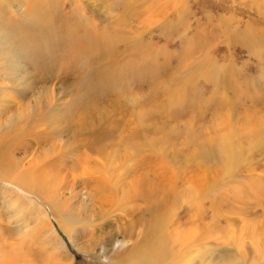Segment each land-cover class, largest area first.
I'll return each instance as SVG.
<instances>
[{"label": "rangeland", "instance_id": "1", "mask_svg": "<svg viewBox=\"0 0 264 264\" xmlns=\"http://www.w3.org/2000/svg\"><path fill=\"white\" fill-rule=\"evenodd\" d=\"M2 2L5 18L20 12L32 24L20 65L53 70L45 87L25 75L18 84L0 57V133L19 139L10 154L24 170L52 152L37 137L50 121L66 129L52 136V167L73 184L84 221L70 237L45 206L49 220L20 213L12 203L27 201L0 176V264H120L149 247L161 219L192 264H264V0H43L54 39L97 37L90 57L72 50L69 62L63 48L54 60L40 32L26 39L29 0ZM48 87L51 104L49 95L28 103Z\"/></svg>", "mask_w": 264, "mask_h": 264}, {"label": "bare ground", "instance_id": "2", "mask_svg": "<svg viewBox=\"0 0 264 264\" xmlns=\"http://www.w3.org/2000/svg\"><path fill=\"white\" fill-rule=\"evenodd\" d=\"M21 1L22 0H6V2L12 6H14L16 4L19 5V3L21 4ZM2 3H3L2 0H0V30L2 31V32H0V42H4V40H5L9 44V48L5 49V51L0 50V57L6 58L7 63H8V61H10L11 64L13 65V67L10 65L11 68H2L5 72L4 73L5 76H7L11 81H15V82L17 81L18 84H19V81H21V80L26 82L24 80V78H25L24 75L33 77L34 83H37V79L41 78L42 80H45V84L43 85L45 87L46 83L48 81L52 80L51 76H52L53 68H26V65H20L21 46L23 44L26 45L25 37L22 34V32H24L23 28H25V29L30 28L32 26V24H30L28 22L27 17L26 18L22 17L21 14H19L20 12L17 13L18 16L15 17L14 19L13 18L12 19L5 18L4 16L6 14H9L10 11H8L7 9H4L5 6H3ZM43 3H44L43 0H29L28 4H29L30 8H29L28 17L30 19L35 18L36 20H35V29L30 31V34L26 37V39L30 40L33 36L37 35V32H40L41 35L39 37H37V38H39V41H43V42L50 41L53 43L50 55L54 57L55 61H56L55 56L57 55V52L58 51H64L63 49L66 50V52L64 51V56L67 58V62L71 61L70 55H72L71 54L72 50H78L81 53H83V55L86 54L87 56L90 57V55L94 51V48H95L94 43L97 42V37L87 38V37H85L87 35L86 34L82 39H80L76 44H74L72 46L71 44H68L67 41H68L69 36L72 35L73 31L67 30L63 36H60L57 39H54L53 38V27H52L53 24H52L51 20L48 19L47 11L41 10V8L44 7ZM40 5H42L43 7H40ZM17 8H19V7H17ZM4 31L6 32V34L4 33ZM32 42H33V40H32ZM100 47H101V45H100ZM22 51H23V48H22ZM10 53L14 54L15 56L11 55ZM23 54H25V53H23ZM36 59H37V57H36ZM89 61H90V59H89ZM35 63H37V62H35ZM37 64H41V63H37ZM36 66H34V67H36ZM41 66H42V64H41ZM99 68H101V67H99ZM27 70H33V71L29 75H26ZM40 72H42L43 74L40 75ZM100 72H101V70H93L92 74H90V76L94 77V79H93L94 80V87H97V88H98L99 83L102 82V80H103V76H102L103 74L101 75ZM4 74L3 73L1 74L2 78H4ZM95 75H100V76L98 77ZM18 84L15 83L14 85L17 87H20V85H18ZM30 84L28 83V85H30ZM43 89L44 90L35 91V92H33V94L29 93V94H31V97H29V95H28V97L32 100L35 99L36 101H38L40 103L39 100L41 97L45 98V95H49L47 97L48 98V105H49L52 102V99H53L52 96H53L54 92L52 91V89L50 87H48L46 89L43 88ZM42 91H46V92L44 94L39 93ZM25 94H27V92L23 93V95H25ZM23 98H24V96H23ZM30 99H28V100H30ZM32 100L28 103L30 104L31 102H34V104H36L35 100H33V101ZM29 106H28V109H31V108H29ZM33 107L34 106H32V109L30 110V112L32 114L29 117H32V118L34 117V120H36L37 110H36V107H34V108ZM28 111L29 110H26L27 113H29ZM29 117H27V118H29ZM23 118H26V117H23ZM76 123H74V124H76ZM53 124L54 123L52 121H50L47 124V129L45 130V133L41 131L42 133L40 132L37 135L38 140H39V138H41L45 141L52 142V148H51L52 152L51 153L46 152V154L44 153V155L42 154L43 158H40V156H36L34 158H31L30 164L28 163L29 167L27 169H24V170H21V168H18L20 166L17 167V163L14 164V159H13V157H11L13 154L12 155L10 154L11 153L10 147L12 146V144L17 143L19 141V139L13 138L11 136L8 137V135L12 133V132H9V130L6 131V135L4 137L2 136L3 134L0 133L2 136V137L0 136V176H2V175L6 176L7 181L12 183V184L8 183L11 186L10 188H12L11 190L19 193L21 200L27 201L25 204L21 203L20 201L18 203L13 202L12 207L16 208V210H18L20 213H23V210H24L28 214L30 212H32V215H33V213L42 214L41 217L45 218L44 220H46V219L49 220V218H50L49 214H47L46 211H43L44 206H45V208L49 209L51 211V213L54 215V217L58 219L61 227L71 237V232H72L74 226L77 225L79 222H82L84 220H83V217L82 218L78 217V212L80 213V211H78L79 205L72 204L70 202V199H72L73 195H75L74 194L75 190H73L74 189L73 184L68 183V181L67 182L63 181V180L60 181V179H58V176H56V174H58V173H56L53 169V167L55 166L54 161L56 159H59V157L55 158L54 156H52L53 155L52 153H54L55 149H56L55 148L56 146L54 147V143H53L54 140H53L52 136L55 135V132H56V135H57L56 137H60L62 134H64L66 132V129L64 131H58V130L55 131V129L52 126ZM70 125H72V124H70ZM77 125L80 126L79 124H77ZM21 133L22 132H20V130H19L20 135H21ZM61 147H63V146H61ZM66 147L68 148V146H66ZM66 147H63V150H61L59 152L60 158L63 157V154H67V150H66L67 148ZM96 149H97L98 153H100V154L103 153L105 155V157H108L107 154L103 150H99L98 148H96ZM130 158H132V157H130ZM231 158H230V156H228L229 160ZM142 160H143V158H142ZM24 164L25 163H23V165ZM55 170H56V168H55ZM65 177L63 176V178H65ZM5 183H7V182H5ZM68 190H69L68 194L72 195L70 198L69 197L67 198L64 196V194ZM66 196H68V195H66ZM158 225L159 226H154V229L150 230L151 235H150L149 239H147L148 242L146 240V245L149 246L148 248L144 249L143 252H139V253H138V250L135 252L133 250L130 253L122 254L123 256L121 255V256L117 257L118 263H120V264L132 263L133 258H134V264H192V262L187 258V256H185L184 254H180L178 251L174 250V247L172 245L173 244L172 240L168 239L166 233L164 232V230H165L164 229V226H165L164 220H162V219L158 220ZM50 233L54 234V237H55L56 232L54 231L53 228L51 230H49V234ZM55 239H56V237H55ZM55 246L58 248V251L65 252V246L62 243V241L58 240L56 242ZM182 251H180V252L182 253ZM209 252H211V251H209ZM185 254H186V252H185Z\"/></svg>", "mask_w": 264, "mask_h": 264}]
</instances>
